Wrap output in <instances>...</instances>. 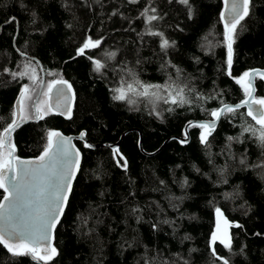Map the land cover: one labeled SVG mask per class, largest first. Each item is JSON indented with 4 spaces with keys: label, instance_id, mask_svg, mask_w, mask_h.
<instances>
[{
    "label": "trees",
    "instance_id": "trees-1",
    "mask_svg": "<svg viewBox=\"0 0 264 264\" xmlns=\"http://www.w3.org/2000/svg\"><path fill=\"white\" fill-rule=\"evenodd\" d=\"M190 2L191 19L179 0H0V132L12 122L23 85L29 86L30 97L24 101V115L33 119L39 63L45 73L41 94L57 78L67 79L75 94L70 119L50 113L23 121L10 133L14 156L37 155L47 143V133L55 129L66 134L84 130L91 142L103 144L87 149L76 141L81 170L54 232L53 245L60 255L52 264H222L209 245L216 208L230 225L232 242L231 250L216 242L218 256L229 264H264L260 126L240 108L218 122L208 146L200 144V130L195 128L189 129V143L170 139L163 144L171 135H182L189 119L211 118L207 113L221 101L245 98L232 76L264 70V0H252L251 15L238 25L232 76L226 74L222 0ZM151 7L162 19L148 24L140 14ZM12 16L17 23H6ZM149 30L163 33L175 45L165 54L161 37L148 35ZM88 37L100 39L101 45L76 56ZM110 52L116 56L109 58ZM88 57L101 61L100 72L93 70ZM4 68L28 74L13 79ZM137 79L168 86L162 95L183 89L189 103L178 107L131 94L132 105L112 99L114 88L128 83L139 88ZM255 87V96L264 97V81L257 78ZM45 97L37 101L42 113L48 109ZM246 127L256 134L244 132ZM124 131L119 149L128 161L127 171L117 165L108 146ZM139 133L144 151L163 145L144 155L138 148ZM3 195L0 189V199ZM236 224L242 227L232 226ZM0 264L37 262L31 257L13 260L0 246Z\"/></svg>",
    "mask_w": 264,
    "mask_h": 264
},
{
    "label": "snow or ice",
    "instance_id": "snow-or-ice-1",
    "mask_svg": "<svg viewBox=\"0 0 264 264\" xmlns=\"http://www.w3.org/2000/svg\"><path fill=\"white\" fill-rule=\"evenodd\" d=\"M130 3H136V0H129ZM171 2V0H170ZM179 3L188 8V18L191 19L194 15L190 0H179ZM65 7H70L67 2ZM252 0H225V7L228 10V18L225 19V13L221 12V20L224 23V44L227 48V72L228 76H232V64L234 56L233 45L238 35V25L244 21L246 17L251 15ZM21 7L26 8V5L21 4ZM151 13V14H149ZM155 7L145 8L141 12V16L145 18V22L151 24L153 21L162 19L157 15ZM116 12H113L115 15ZM33 23L37 18L36 13L32 12ZM6 23H17L15 16L9 17ZM71 27V25H68ZM148 35L160 36V49L166 53V50L175 45V41H169L163 38V33L149 30ZM101 45V40H93L88 37L84 40L82 46L76 49V56L85 55L88 49H95ZM23 55V53H21ZM109 58L116 56L115 52L107 53ZM75 57H72L74 59ZM93 63V70L100 72L104 67L98 59L88 57ZM31 61H29V64ZM140 63V61H137ZM29 65H25V69ZM4 72L9 73L13 79L17 77H24L27 71H11L8 68L3 69ZM130 71V70H129ZM179 72V69H177ZM35 81V75L30 77ZM235 82L240 85L244 92L245 98L240 103L229 105L221 101L220 107L212 109L207 114L211 117L204 121H189L184 129L183 138L179 139L180 144L189 143L188 130L195 128L199 129V142L201 145H209V137L212 136L216 130L217 123L229 114H235L242 106L247 107L246 115L259 125L260 135L258 139L264 145V97L255 96V81L259 78L264 81V70L249 69L243 72L239 77L232 76ZM135 83L139 88H134L132 83H128L125 88L123 85L112 89L114 101H124L129 105L135 104V101L130 98V94L138 97H154L157 101H162L164 104L182 107L189 103L183 95V89L173 92L167 91V95H162L161 91L165 90L166 85H152L143 84L138 79ZM55 85H67L71 91V85L68 81L59 79L48 83V92L52 91ZM46 95L48 93H45ZM64 95L63 89L57 90V102L55 108L59 115H65V111H61L60 97ZM29 97V86L23 85L20 91L19 104L17 110L13 112L12 122L7 125L0 132V189H3L4 195L0 199V246H2L7 253L15 260L21 257H31L37 264H52L57 256L60 255L57 247L52 244L54 232L57 225L60 223L61 217L64 215L65 208L70 203V196L72 195L73 181L76 179V174L81 170L80 166V151L75 149L74 145L70 144L69 137L63 136L59 131L50 130L47 133V143L41 152L40 156L36 157L34 161L20 160L13 155L15 145L9 143V134L14 131L21 122L29 117L24 115V101ZM203 98V97H201ZM36 110V119H44V117L51 113L52 105L41 114L40 104L33 105ZM169 107L168 111H173ZM68 118H71V110L67 109ZM155 112V108H153ZM157 116L159 112H155ZM244 132L251 131L253 135L256 134V129L246 127ZM88 133L81 131L79 139L84 141V147L92 149L94 144L88 143L86 140ZM55 138V140H54ZM174 140L178 139L173 137ZM229 141L233 137L227 138ZM139 145V141H138ZM112 150L113 159L116 160L117 165L125 171L128 169V161L126 157L120 152L118 146H110ZM7 149V152L4 150ZM72 149H75L73 152ZM7 157V158H5ZM241 164L245 161L242 159ZM187 183V181H185ZM218 217L217 231H214L210 238V247L213 257L216 260L222 261V264H229V260L218 256L214 247L217 240L224 245L225 248L231 250V237L225 234L226 238H221L219 232V218L223 216L220 208L215 209ZM165 223H167L165 221ZM228 225V221H224ZM234 227H242V225H232ZM153 229L156 230L158 225L153 224ZM259 235V233H257ZM187 239V237L185 238ZM244 249H241L243 252ZM183 264H188V261H183Z\"/></svg>",
    "mask_w": 264,
    "mask_h": 264
},
{
    "label": "water",
    "instance_id": "water-1",
    "mask_svg": "<svg viewBox=\"0 0 264 264\" xmlns=\"http://www.w3.org/2000/svg\"><path fill=\"white\" fill-rule=\"evenodd\" d=\"M231 3V0H229V4ZM221 12H224L225 13V19H227L228 18V10L226 9V7H225V0H222V8H221ZM221 14V13H220ZM221 17V16H220ZM222 21V23H223V26H224V23H225V20H221ZM39 65H40V69H41V80H40V84H39V88H38V91H37V94H36V97H35V99H34V102H33V105H35L36 103H37V99H38V97L40 96V94H41V90H42V88H43V84H44V81H45V73H44V69H43V67H42V65L39 63ZM253 69H260V68H253ZM260 70H263V69H260ZM59 79H63V80H66V81H68L67 79H65V78H57V79H55V80H59ZM68 83L70 84V82L68 81ZM71 85V84H70ZM58 89H63V92H64V95L63 96H61L60 97V104H61V111H65V115H59L58 114V112H57V109L55 108V104H56V102H57V90ZM46 93H48L46 96H47V107L49 106V105H52L53 107H52V111H51V113H53V114H56V115H59V116H61L62 118H68V114H67V109H70L71 110V112H72V109H73V104H74V101H75V94H74V90H73V88H72V86H71V91H69L68 90V88H67V85H55V86H53V88H52V91L49 93L48 92V87H47V90H46ZM255 95H256V87H255V93H254ZM19 96H20V93L18 94V96L16 97V100H15V104H14V107H15V111L17 110V107H18V104H19ZM243 100V99H242ZM238 103H240V101L239 102H236V103H226V104H229V105H235V104H238ZM220 107V106H219ZM241 108H244L245 109V111H246V113H247V107L246 106H242ZM33 112H34V117H33V119H26L25 121H29V120H37L35 117H36V110H35V108L33 107ZM41 114H42V112H41ZM209 119H211V118H209ZM209 119H189L186 123H185V125H184V127H183V134H184V129H185V127L187 126V124H188V122L189 121H204V120H209ZM218 124V123H217ZM53 131H59L63 136H65V137H69V138H71L70 139V144L71 145H74L75 146V149H79L78 148V146L76 145V141H81L82 143H83V145H84V141L83 140H80L78 137H79V133L81 132H77V133H70V134H66V133H64V132H62L61 130H59V129H55V130H53ZM82 131H84V130H82ZM127 131V130H126ZM126 131H124L121 135H120V137L118 138V140L117 141H115V142H113V143H110L108 146L110 147V146H118L119 147V145H120V142H121V140H122V138H123V136H124V134L126 133ZM183 134L182 135H171V136H169L166 140H164V142H163V144L167 141V140H170V139H173V137H176V138H178V139H176V140H178L179 141V139H182L183 138ZM10 135V134H9ZM141 134L139 133V138H138V141H139V145H138V148H139V150L141 151V153H143L144 155H151V154H153L155 151H158L159 150V148L163 145H161L157 150H155L154 152H146V151H144L143 150V148H142V142H141ZM188 139H189V130H188ZM54 140H55V138H54ZM86 140H87V142L88 143H91V144H94L95 145V147L94 148H97V147H101L103 144H100V143H93V142H91L87 137H86ZM94 148H92V149H94ZM111 148V147H110ZM75 149H72V151L74 152L75 151ZM43 150H41V152H42ZM79 151H80V149H79ZM41 152L40 153H38L37 155H35V156H30V157H20V156H15V157H18L20 160H25V161H34L35 159H36V157H38V156H40V154H41ZM80 154H81V151H80ZM13 155H14V153H13ZM80 162H81V155H80ZM77 175V174H76ZM74 182V181H73ZM3 198V196L1 197V199ZM54 235V234H53ZM53 242H54V238H53V240H52V244H53Z\"/></svg>",
    "mask_w": 264,
    "mask_h": 264
},
{
    "label": "rangeland",
    "instance_id": "rangeland-1",
    "mask_svg": "<svg viewBox=\"0 0 264 264\" xmlns=\"http://www.w3.org/2000/svg\"><path fill=\"white\" fill-rule=\"evenodd\" d=\"M44 85V84H43ZM39 88V87H38ZM43 89V88H42ZM46 90V89H45ZM45 90H44V92H45ZM38 91V90H37ZM44 94V93H43ZM43 94H41L40 95V97H38V99L40 98V101L42 102V99L45 97V94L43 95ZM36 97V96H35ZM46 98V97H45ZM35 99V98H34ZM38 99H37V101H38ZM46 101H47V99H46ZM33 102H34V100H33ZM32 102V103H33ZM37 104V103H36ZM33 105V104H32ZM32 109H33V107H32ZM42 112V111H41ZM26 116V115H25ZM27 117V116H26ZM214 220H215V225H214V229H213V232L214 231H217V224H218V217H217V213H216V211L214 212ZM226 219H225V217L224 216H222V217H220L219 218V232H218V235L221 237V238H226V236H225V234H227V236H230V234H229V223H228V225H225L224 224V221H225ZM212 232V233H213ZM212 235V234H211ZM210 238H211V236H210ZM217 242H219V240H217ZM209 245H210V241H209ZM210 249H211V247H210Z\"/></svg>",
    "mask_w": 264,
    "mask_h": 264
},
{
    "label": "flooded vegetation",
    "instance_id": "flooded-vegetation-1",
    "mask_svg": "<svg viewBox=\"0 0 264 264\" xmlns=\"http://www.w3.org/2000/svg\"><path fill=\"white\" fill-rule=\"evenodd\" d=\"M46 90H47V88H46ZM46 90H45V93H46ZM41 92H42V90H41ZM34 113V112H33Z\"/></svg>",
    "mask_w": 264,
    "mask_h": 264
}]
</instances>
